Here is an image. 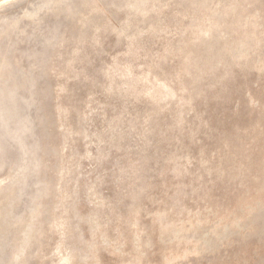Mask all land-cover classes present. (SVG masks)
Returning <instances> with one entry per match:
<instances>
[{
	"label": "rangeland",
	"instance_id": "obj_1",
	"mask_svg": "<svg viewBox=\"0 0 264 264\" xmlns=\"http://www.w3.org/2000/svg\"><path fill=\"white\" fill-rule=\"evenodd\" d=\"M0 74V264H264V0H0Z\"/></svg>",
	"mask_w": 264,
	"mask_h": 264
},
{
	"label": "bare ground",
	"instance_id": "obj_2",
	"mask_svg": "<svg viewBox=\"0 0 264 264\" xmlns=\"http://www.w3.org/2000/svg\"><path fill=\"white\" fill-rule=\"evenodd\" d=\"M60 1H62V0H60ZM66 1V0H65ZM58 3V2H57ZM60 3V2H59ZM53 6V5H52ZM57 6V5H56ZM3 71V70H2ZM1 75V74H0ZM165 85V84H164ZM169 92V91H168ZM173 92V91H172ZM169 95H170V93H169ZM1 190V189H0ZM10 199V198H9ZM9 202V201H8ZM10 203V202H9Z\"/></svg>",
	"mask_w": 264,
	"mask_h": 264
}]
</instances>
